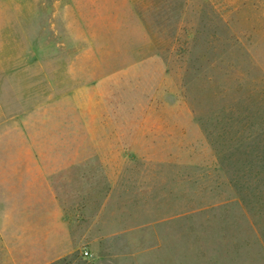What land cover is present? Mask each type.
Returning <instances> with one entry per match:
<instances>
[{
    "label": "rangeland",
    "instance_id": "rangeland-1",
    "mask_svg": "<svg viewBox=\"0 0 264 264\" xmlns=\"http://www.w3.org/2000/svg\"><path fill=\"white\" fill-rule=\"evenodd\" d=\"M0 264H264V0H0Z\"/></svg>",
    "mask_w": 264,
    "mask_h": 264
},
{
    "label": "crops",
    "instance_id": "crops-1",
    "mask_svg": "<svg viewBox=\"0 0 264 264\" xmlns=\"http://www.w3.org/2000/svg\"><path fill=\"white\" fill-rule=\"evenodd\" d=\"M31 162H33V160H30L29 162H28V164L27 165H31L32 163ZM34 166L32 165V167H29V169H31L32 170V168H33ZM74 169H75V167L73 168V169H71V173L74 171ZM34 172H37V171H34ZM36 174V173H35ZM74 176V175H73ZM73 176H71V174H70V176L68 177V180L67 181H69V183H70V181H71V184L73 183V180H72V177ZM64 190H67L66 188H64L63 189V191ZM63 193L64 192H62V194H61V196L60 197H55V204H53V205H51V206H49V208H47L48 210V212H47V214H45V216H43V217H41V219H42V221H51V223L53 224V223H55V232L56 233H58V232H60L61 231V229L64 231V233H66L67 232V228H66V220H63V218H60V200L59 199H63L65 196L63 195ZM64 196V197H63ZM71 224H74V223H72V221H71ZM64 227V228H63ZM53 229V228H52ZM63 231H61V232H63ZM71 231H72V227H71ZM63 233V234H64ZM73 246H75V240H74V237L71 235V247H73ZM62 258V256L61 255H58L57 256V260L58 259H61Z\"/></svg>",
    "mask_w": 264,
    "mask_h": 264
},
{
    "label": "built area",
    "instance_id": "built-area-1",
    "mask_svg": "<svg viewBox=\"0 0 264 264\" xmlns=\"http://www.w3.org/2000/svg\"><path fill=\"white\" fill-rule=\"evenodd\" d=\"M83 255H85V256L90 255V254H89V251L86 250V249H84V250H83Z\"/></svg>",
    "mask_w": 264,
    "mask_h": 264
}]
</instances>
